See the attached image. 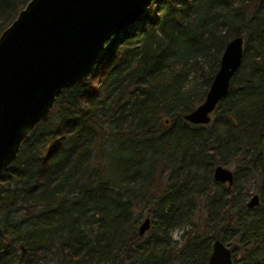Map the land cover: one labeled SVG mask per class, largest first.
Instances as JSON below:
<instances>
[{"label": "trees", "instance_id": "16d2710c", "mask_svg": "<svg viewBox=\"0 0 264 264\" xmlns=\"http://www.w3.org/2000/svg\"><path fill=\"white\" fill-rule=\"evenodd\" d=\"M26 2L0 0V31ZM141 21L0 175V264H205L215 239L232 264H264V0H152ZM234 36L226 96L208 123L184 121ZM216 165L234 167L230 187Z\"/></svg>", "mask_w": 264, "mask_h": 264}, {"label": "water", "instance_id": "95a60500", "mask_svg": "<svg viewBox=\"0 0 264 264\" xmlns=\"http://www.w3.org/2000/svg\"><path fill=\"white\" fill-rule=\"evenodd\" d=\"M151 2L27 0L17 11L0 31V175L15 159L21 142L47 119L57 95L98 68L106 43L115 34L136 29ZM242 48L241 36L226 42L202 101L182 115L184 121H210L240 66ZM212 180L230 187L233 171L216 165ZM257 204L258 196L252 194L246 206ZM148 227L145 217L139 234ZM205 264H232L230 249L215 239Z\"/></svg>", "mask_w": 264, "mask_h": 264}, {"label": "rangeland", "instance_id": "374dc122", "mask_svg": "<svg viewBox=\"0 0 264 264\" xmlns=\"http://www.w3.org/2000/svg\"><path fill=\"white\" fill-rule=\"evenodd\" d=\"M153 16V15H152ZM140 21H141V18H140ZM142 22V21H141ZM137 29V28H136ZM135 30V29H134ZM247 69L244 68V72H246ZM212 115H210V119H212ZM227 168L231 169L233 171L234 167L232 165H228L226 166ZM225 185V184H224ZM262 186V183L260 181H256L255 179H252V181H249L247 183H245L244 185V188H245V199L246 201H248L249 197L252 195V194H256L259 196V189L261 188ZM142 215L144 214L143 211H141ZM179 235V231L177 230H173L171 232V236L172 238L176 239ZM228 247V246H227ZM229 249L231 247H228Z\"/></svg>", "mask_w": 264, "mask_h": 264}, {"label": "flooded vegetation", "instance_id": "af4514ba", "mask_svg": "<svg viewBox=\"0 0 264 264\" xmlns=\"http://www.w3.org/2000/svg\"><path fill=\"white\" fill-rule=\"evenodd\" d=\"M264 149V148H263ZM261 155H262V161L264 162V159H263V150L261 152ZM226 167V166H225Z\"/></svg>", "mask_w": 264, "mask_h": 264}, {"label": "bare ground", "instance_id": "6f19581e", "mask_svg": "<svg viewBox=\"0 0 264 264\" xmlns=\"http://www.w3.org/2000/svg\"><path fill=\"white\" fill-rule=\"evenodd\" d=\"M135 44V43H134ZM138 44V43H137Z\"/></svg>", "mask_w": 264, "mask_h": 264}]
</instances>
